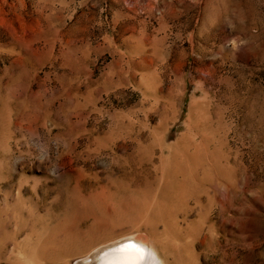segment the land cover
I'll return each instance as SVG.
<instances>
[{"label":"rangeland","instance_id":"374dc122","mask_svg":"<svg viewBox=\"0 0 264 264\" xmlns=\"http://www.w3.org/2000/svg\"><path fill=\"white\" fill-rule=\"evenodd\" d=\"M106 260L264 264V0H0V264Z\"/></svg>","mask_w":264,"mask_h":264},{"label":"bare ground","instance_id":"6f19581e","mask_svg":"<svg viewBox=\"0 0 264 264\" xmlns=\"http://www.w3.org/2000/svg\"><path fill=\"white\" fill-rule=\"evenodd\" d=\"M148 253H149V252H148ZM142 256H144V254H143ZM147 256H148V257H149V256L152 257L151 254H147V255H146V258H147ZM147 259H148V258H147ZM110 261H111V262H110ZM147 261H148V264H149V260H147ZM105 264H113V261H112V260H109V261L106 260V261H105Z\"/></svg>","mask_w":264,"mask_h":264},{"label":"snow or ice","instance_id":"6c2138e0","mask_svg":"<svg viewBox=\"0 0 264 264\" xmlns=\"http://www.w3.org/2000/svg\"><path fill=\"white\" fill-rule=\"evenodd\" d=\"M129 246H132V247H134V245H129Z\"/></svg>","mask_w":264,"mask_h":264}]
</instances>
